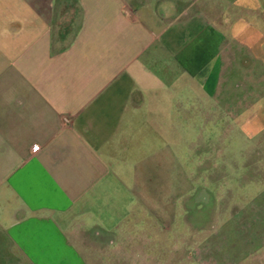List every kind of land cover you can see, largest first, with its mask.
I'll return each instance as SVG.
<instances>
[{
  "label": "crops",
  "instance_id": "crops-1",
  "mask_svg": "<svg viewBox=\"0 0 264 264\" xmlns=\"http://www.w3.org/2000/svg\"><path fill=\"white\" fill-rule=\"evenodd\" d=\"M230 114L264 156V0H0V264L122 255L180 123Z\"/></svg>",
  "mask_w": 264,
  "mask_h": 264
},
{
  "label": "rangeland",
  "instance_id": "rangeland-1",
  "mask_svg": "<svg viewBox=\"0 0 264 264\" xmlns=\"http://www.w3.org/2000/svg\"><path fill=\"white\" fill-rule=\"evenodd\" d=\"M204 124L180 123V153L164 155L149 171L148 201L132 203L131 247L102 249L96 264H264V156L231 114L214 127L223 137L199 132Z\"/></svg>",
  "mask_w": 264,
  "mask_h": 264
}]
</instances>
